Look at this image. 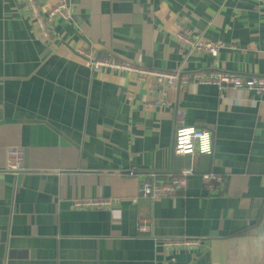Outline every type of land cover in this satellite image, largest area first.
<instances>
[{
    "label": "crops",
    "instance_id": "obj_1",
    "mask_svg": "<svg viewBox=\"0 0 264 264\" xmlns=\"http://www.w3.org/2000/svg\"><path fill=\"white\" fill-rule=\"evenodd\" d=\"M35 1L42 14L57 2ZM69 2L73 21L56 20L44 41L20 0H0V264H230L226 242L264 208V96L163 90L125 73H92L76 51L160 72L264 76V0ZM178 28L221 45L217 57L191 51ZM180 127L209 131L212 155L172 157ZM8 150L20 152L22 172H4ZM184 168L195 173L185 192L140 197L145 174ZM205 173L223 179L219 193L202 188ZM85 199L117 202L73 207ZM140 219L150 235L137 232ZM162 240L199 245L171 249Z\"/></svg>",
    "mask_w": 264,
    "mask_h": 264
},
{
    "label": "built area",
    "instance_id": "obj_2",
    "mask_svg": "<svg viewBox=\"0 0 264 264\" xmlns=\"http://www.w3.org/2000/svg\"><path fill=\"white\" fill-rule=\"evenodd\" d=\"M22 8L30 14L31 21L35 26V33L44 41L51 38L52 26L56 20L64 23L73 21V12L69 0H57L56 4L47 13L42 14L35 0H20ZM176 39L191 51H197L217 57L221 45L212 44L199 36L189 37L182 28H178ZM76 55L85 60L87 67L92 73L101 70L110 73H125L133 77L138 83L151 82L155 88L177 92L184 87L212 86L218 90L233 89L242 90L256 96H264V76L244 77L233 72L219 70H198L185 72L175 70L160 72L134 66L114 56L99 58L90 50L79 49ZM164 105L163 101L155 102L152 106ZM213 153L212 135L207 130L194 127L176 128L173 135L171 148L172 157H195L211 156ZM4 172L17 174L23 171L21 154L18 151L8 150L6 154ZM195 175L192 168H184L177 174H168L165 179H159L158 174L149 172L140 185V197L146 199L172 198L188 188L189 180ZM202 188L211 195L219 193L222 189L223 179L213 173L200 175ZM116 199H85L76 200L72 205L76 209H108L114 206ZM140 235L148 236L151 233V223L146 219H140L136 225ZM163 241V240H162ZM167 248L183 249L197 247L198 240H165L162 242Z\"/></svg>",
    "mask_w": 264,
    "mask_h": 264
},
{
    "label": "water",
    "instance_id": "obj_3",
    "mask_svg": "<svg viewBox=\"0 0 264 264\" xmlns=\"http://www.w3.org/2000/svg\"><path fill=\"white\" fill-rule=\"evenodd\" d=\"M125 174L130 175L129 172ZM226 245L230 264H264V208L256 225L249 229L243 237L228 240ZM234 253L237 256L233 259L231 255ZM8 259L13 260L11 256Z\"/></svg>",
    "mask_w": 264,
    "mask_h": 264
},
{
    "label": "trees",
    "instance_id": "obj_4",
    "mask_svg": "<svg viewBox=\"0 0 264 264\" xmlns=\"http://www.w3.org/2000/svg\"><path fill=\"white\" fill-rule=\"evenodd\" d=\"M157 174H158V178L161 180V179H165L167 176H168V174H170V173H168V172H156ZM246 233V232H245ZM242 234H244V232L242 233Z\"/></svg>",
    "mask_w": 264,
    "mask_h": 264
}]
</instances>
